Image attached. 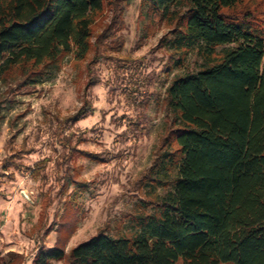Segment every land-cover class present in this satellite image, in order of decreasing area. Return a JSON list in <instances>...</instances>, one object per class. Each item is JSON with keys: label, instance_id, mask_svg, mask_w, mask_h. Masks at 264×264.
I'll list each match as a JSON object with an SVG mask.
<instances>
[{"label": "trees", "instance_id": "obj_1", "mask_svg": "<svg viewBox=\"0 0 264 264\" xmlns=\"http://www.w3.org/2000/svg\"><path fill=\"white\" fill-rule=\"evenodd\" d=\"M142 3L171 25L164 45L176 66L191 53L201 59L197 70L175 74L165 89L170 124L150 174L173 166V182L156 210L135 218L131 234L98 232L67 251L40 250L32 264H264V0ZM105 4L0 0V77L17 73L39 83L68 54L87 58ZM88 98L59 123L93 112ZM59 135L69 155L75 147ZM27 152L14 150L2 168L37 176V167L14 158Z\"/></svg>", "mask_w": 264, "mask_h": 264}, {"label": "rangeland", "instance_id": "obj_2", "mask_svg": "<svg viewBox=\"0 0 264 264\" xmlns=\"http://www.w3.org/2000/svg\"><path fill=\"white\" fill-rule=\"evenodd\" d=\"M105 6L87 58L68 54L39 83L17 73L0 77L1 264H32L40 250L67 251L102 231L131 234L135 218L156 210L173 182V166L150 174L170 124L165 89L175 74L197 70L201 59L191 53L176 66L164 45L171 25L147 12L142 0ZM91 79L98 81L85 90ZM86 95L93 112L60 124ZM59 134L75 147L69 155ZM19 149L29 152L14 158L37 167V176L2 168ZM153 176L163 181L156 185Z\"/></svg>", "mask_w": 264, "mask_h": 264}]
</instances>
